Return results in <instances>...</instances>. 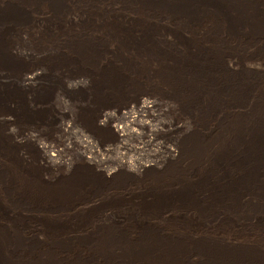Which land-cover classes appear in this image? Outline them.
Here are the masks:
<instances>
[{"label": "rangeland", "instance_id": "rangeland-1", "mask_svg": "<svg viewBox=\"0 0 264 264\" xmlns=\"http://www.w3.org/2000/svg\"><path fill=\"white\" fill-rule=\"evenodd\" d=\"M238 3L241 16L195 17L131 0H72L57 15L42 4L5 35L28 55L0 63L12 95L0 109V258L264 264V138L254 150L248 138L264 132V0ZM203 56L233 69L229 89L196 75Z\"/></svg>", "mask_w": 264, "mask_h": 264}, {"label": "bare ground", "instance_id": "bare-ground-1", "mask_svg": "<svg viewBox=\"0 0 264 264\" xmlns=\"http://www.w3.org/2000/svg\"><path fill=\"white\" fill-rule=\"evenodd\" d=\"M71 1L72 0H0V63L15 64L17 59L19 58V55L20 56L28 55V53L25 51L18 52L17 54H15L13 51L8 50L7 45L5 43V40H7L5 35L7 36L11 33H14L13 31L16 29L21 30L22 28L31 25L35 21L34 13L35 10L39 7V5L46 4L49 7V12L52 15H57L65 11L68 8L69 3ZM131 1L169 6L171 8L182 10L183 12L186 13L185 15H188L190 17L197 16V14H199L205 7L208 6L216 7L218 8L217 10L227 14H229L230 10L232 12L233 11L236 12V15L241 16L244 14L242 13L243 7L240 3H238V0L236 1L234 0L233 2H231L230 0H131ZM88 47L89 45L87 46V48ZM193 63L196 64V72H197L196 75L206 74L209 77H214V76L217 77L218 75L219 79L217 82H219V86L216 89V91L219 90L222 91L230 88V83L232 81L224 77H228L226 76L227 71L233 70L231 69V67L222 65V69H220L221 71H219L218 70L219 65L216 62L210 60L206 56L196 59V62ZM191 74H192L191 79H193L195 75L192 73V69H191ZM221 75L224 77H222ZM37 78H38V72H34L26 77L25 84L30 86L35 82ZM11 96L12 95H10L9 91L6 90L5 92H3V90L0 89V109L8 105V101H9L8 99ZM147 103H150V101L145 102L143 100L142 101L143 106L142 105L140 106L142 108H148ZM128 116L131 117L133 115L129 114ZM135 119L136 117L133 120ZM112 129L114 133L116 132V134L119 135V132L120 130H122V127L114 125L112 126ZM250 134L251 133H249V137H248L251 140L249 144H251L250 146L253 147L254 150L255 144H260L262 142L261 140L262 138H264V132L259 134L254 133L251 136ZM237 142H238L237 139L233 140L232 142H230L231 145L224 148L223 152L225 156L230 155V152H232L231 149L232 144L234 143V145H236ZM242 143H243L242 145H247L244 142V140ZM243 149L244 152H246L247 159L254 160L257 158L256 154H252V152L247 154L248 151L250 150L249 147H246V150L245 147H243ZM45 153H47V150L45 151ZM251 173L252 172H250V170L246 171V169L242 172V174L248 177H251ZM9 260L7 259V257L6 258L2 257L0 258V264H12Z\"/></svg>", "mask_w": 264, "mask_h": 264}]
</instances>
